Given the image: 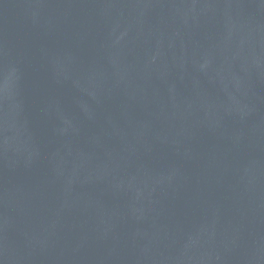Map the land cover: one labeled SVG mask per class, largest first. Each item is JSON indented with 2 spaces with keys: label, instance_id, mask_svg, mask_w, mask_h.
Here are the masks:
<instances>
[{
  "label": "water",
  "instance_id": "water-1",
  "mask_svg": "<svg viewBox=\"0 0 264 264\" xmlns=\"http://www.w3.org/2000/svg\"><path fill=\"white\" fill-rule=\"evenodd\" d=\"M0 264H264V0H0Z\"/></svg>",
  "mask_w": 264,
  "mask_h": 264
}]
</instances>
